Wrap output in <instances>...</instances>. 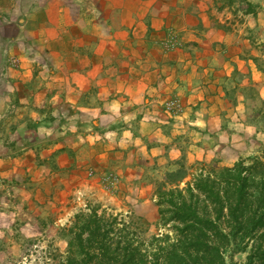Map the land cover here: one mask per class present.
Here are the masks:
<instances>
[{
    "label": "crops",
    "instance_id": "0c3cea01",
    "mask_svg": "<svg viewBox=\"0 0 264 264\" xmlns=\"http://www.w3.org/2000/svg\"><path fill=\"white\" fill-rule=\"evenodd\" d=\"M263 103L264 0H0V264L88 190L156 225L169 174L262 156Z\"/></svg>",
    "mask_w": 264,
    "mask_h": 264
},
{
    "label": "trees",
    "instance_id": "16d2710c",
    "mask_svg": "<svg viewBox=\"0 0 264 264\" xmlns=\"http://www.w3.org/2000/svg\"><path fill=\"white\" fill-rule=\"evenodd\" d=\"M248 162L212 169L185 190L187 172L169 174L156 191L164 233L140 237L99 206L81 211L63 264H229L232 247L246 251L244 264H264V151Z\"/></svg>",
    "mask_w": 264,
    "mask_h": 264
},
{
    "label": "rangeland",
    "instance_id": "374dc122",
    "mask_svg": "<svg viewBox=\"0 0 264 264\" xmlns=\"http://www.w3.org/2000/svg\"><path fill=\"white\" fill-rule=\"evenodd\" d=\"M215 168L222 167L212 164L208 165L206 169H202V171L187 172L188 177L183 184L181 183L180 189L185 190L187 182L193 181L194 178L201 176V174H208ZM106 191L104 192L102 189L97 188V190H88L71 196L68 204L66 202H56L57 206L55 213H52L50 208L44 209L47 214L50 213L51 215L46 220L48 222L46 227L33 238V241L22 244L20 250L8 254V258H5L4 264H63L67 255L69 242L72 239V235L69 231L74 227L76 214L81 211L88 212L89 209L97 206L100 207L99 212L106 211L108 214L119 215L120 220L131 223L132 228L140 237L145 235L152 236L165 232L166 229H164L162 221H159L156 225L149 226L137 220L132 215L124 213L120 210L118 205L111 200ZM111 193L114 194V191H111ZM157 200H159L158 197ZM168 207L169 204L164 202L162 208L165 210ZM65 212H67L68 215H66ZM226 258L229 264H244L247 259V253L245 250H237L235 247H232L227 252Z\"/></svg>",
    "mask_w": 264,
    "mask_h": 264
},
{
    "label": "built area",
    "instance_id": "2783aa9c",
    "mask_svg": "<svg viewBox=\"0 0 264 264\" xmlns=\"http://www.w3.org/2000/svg\"><path fill=\"white\" fill-rule=\"evenodd\" d=\"M165 109L169 113H172L173 115H175L181 110L180 100L179 99L170 100L169 102L165 104Z\"/></svg>",
    "mask_w": 264,
    "mask_h": 264
}]
</instances>
